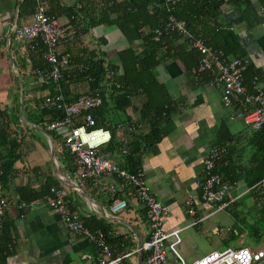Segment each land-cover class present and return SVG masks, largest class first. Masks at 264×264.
Instances as JSON below:
<instances>
[{
	"label": "crops",
	"instance_id": "1",
	"mask_svg": "<svg viewBox=\"0 0 264 264\" xmlns=\"http://www.w3.org/2000/svg\"><path fill=\"white\" fill-rule=\"evenodd\" d=\"M88 1L98 2L45 0V15L68 32L66 38L56 46V52L68 58L82 55L83 51L97 50L106 60L113 62L115 54L127 46L115 27L97 26L88 34H82L80 27L74 23L73 26L69 24L73 19L67 17L64 9L70 7L78 12ZM20 2L21 0H0V108L10 107L12 100L18 95L19 124L15 127L18 129L16 131L19 132V138H24L20 150L21 160L14 165L17 174L11 184L37 189L43 183L49 182L53 184L51 187L63 189L68 207L82 225L91 233L96 230L102 233L109 259L129 254L123 258L121 264H145L143 254L132 253L148 238L149 229L144 208L135 202L130 185L113 175L79 180L74 159L75 172H71L60 156L63 145L56 137H51L50 132L53 131L46 132L29 124L24 118V98L41 97L38 90L40 81L34 72L39 71L35 67L44 60L42 55L38 56L36 49L30 48L32 42L18 43L10 38L11 29L17 25L16 16ZM221 2L222 10L218 21L227 28V32L233 34L242 53L241 59L247 61V68L250 67L247 76H242V85L246 91H250L252 78L257 77V87L264 93V13L261 11H264V0ZM89 14L96 16L91 12ZM86 16L85 12L83 17ZM30 18L20 25L29 23ZM11 57L17 60L16 64ZM153 74L163 84L172 101L171 120L160 126L162 135L156 145L143 148V144H140V168L137 172H140L150 195L168 208V215L162 220L163 230H181L178 234L179 249L182 233L195 229L198 233L205 234L207 230L215 227L212 223L206 226L205 222L218 212H214L211 205L202 202L199 199V190L194 188L195 182L202 180V160L208 148L217 147L211 145L222 125H226L228 132L236 136L249 130V127L239 120L228 119L232 111L237 110L236 106L229 109L222 105L220 89L209 84L211 76L208 73H200L195 79L191 74H186L177 61L168 60L159 64ZM68 88L71 94L78 96L87 94L91 86L86 82L76 81ZM21 89L26 91L25 95ZM90 111L87 113L90 114ZM126 115L135 120L137 113L127 110L125 113H118L115 119L125 125ZM117 130L114 131V141L122 142V146L126 145L131 140L130 136L120 135ZM109 133L111 137V132ZM55 135L59 137V134ZM237 139L235 144L228 145L229 149L244 144L241 139ZM109 150L110 146L107 144L99 148L100 154L119 167L120 155L108 156L106 152ZM234 183L236 188L226 196L229 199L227 202L240 200L242 195L249 198L245 185ZM187 195L193 197L189 207L184 205ZM7 199L9 206L5 217L6 220L13 221L14 228L11 256L7 264H96L100 261L97 247L86 239L88 244L83 246L84 239L65 228L60 216L49 207L47 199L36 201L37 204L31 208H20L12 189L7 191ZM116 200H123L126 205L113 214L109 207ZM164 252L168 264H176L174 256L166 246Z\"/></svg>",
	"mask_w": 264,
	"mask_h": 264
},
{
	"label": "trees",
	"instance_id": "2",
	"mask_svg": "<svg viewBox=\"0 0 264 264\" xmlns=\"http://www.w3.org/2000/svg\"><path fill=\"white\" fill-rule=\"evenodd\" d=\"M34 6V0H21L18 3L16 26L31 17ZM167 6L169 4H165L162 0H98L94 3L88 1L78 12L70 7L65 8L67 17L73 19L69 23L70 26L74 23L75 26L80 27V33L88 34L97 26L115 27L127 46L115 54L113 62L106 60L97 50L83 51L82 55L78 56H68L69 64L62 70L60 80L57 83L51 81L46 84L40 83L38 88L41 93L43 90L51 92L58 87L66 102H73L78 96H87L96 92L102 103L90 111L94 126L111 132L110 141L107 143L110 150L106 153L108 156L119 154L121 159L118 163L119 168L131 174H135L140 168V144H143V148L156 145L162 135L160 126L171 120L172 101L163 84L154 76L153 70L159 64L172 60L177 61L186 74H191L195 79L198 77V74L191 73V69L197 65L199 54L192 48L190 40L175 33L161 34L157 40H154L153 30L161 29L171 15L173 19L184 23V28L192 39H201L214 51L220 52V59L225 61L242 58L233 34L227 32V28L221 26L218 21L222 10L221 0H176L172 12L167 11ZM85 12L87 16L83 17ZM89 12L96 16H90ZM74 33L73 30V35ZM67 34L68 32L58 44ZM10 38L13 39V33ZM30 44V48L36 49L40 57L43 47L40 44L34 45L33 42ZM57 55L64 56L58 53ZM12 61L17 63L13 58ZM44 62L35 67L41 73L49 70V65ZM21 67L24 68L23 65ZM249 72L250 67L247 68L244 76ZM76 81L89 84L91 86L89 92L78 96L71 94L68 87ZM21 90L25 95L26 91ZM12 102L10 107L0 108V199L9 202L7 191L12 189L20 207L21 204H29L49 197V188L53 184L45 182L37 189L27 185L11 184L17 174L14 165L21 160L20 150L24 139L19 138V132L16 131L18 129L15 127L19 124L18 95ZM233 105L237 109L241 106L240 100L239 102L234 100ZM22 108L26 121L46 132L48 124L62 118L60 111L44 108L41 98H24ZM127 110L136 112L137 115L135 120L126 115L125 125H122L115 118L118 113L122 114ZM83 114L84 111L80 110L74 118V126L82 123ZM130 125L133 126V131H128ZM115 130L120 135L130 136L131 140L124 146L122 142H115ZM220 130L211 146L223 147L227 153L214 164L213 171L229 184L237 182L245 185L249 193L247 201L234 200L224 209L234 217L236 223L232 224L238 231L228 228L227 237L222 244L227 245L228 242L246 234L251 239V244L256 246L264 242V127L258 130L249 128L238 136L230 134L226 125H222ZM50 135L54 139L57 138V141L63 142L61 135L58 137L54 132H50ZM236 139H241L244 144L229 149L228 145L235 144ZM123 150L124 153H121ZM234 153L236 155L233 156ZM60 156L68 164L70 171L75 172L73 156L63 147ZM228 200V197L224 199V201ZM249 207L251 209L246 212ZM237 208H240L239 212L236 211ZM13 233V221L4 217L0 221V264H7L11 256ZM87 244L84 239L82 245ZM97 250L100 252L98 248Z\"/></svg>",
	"mask_w": 264,
	"mask_h": 264
},
{
	"label": "built area",
	"instance_id": "3",
	"mask_svg": "<svg viewBox=\"0 0 264 264\" xmlns=\"http://www.w3.org/2000/svg\"><path fill=\"white\" fill-rule=\"evenodd\" d=\"M35 6L30 22L13 27V39L17 42H34L43 47L42 58L49 65L47 72L35 71L34 75L40 83L46 84L48 81L57 83L61 78V72L69 64L68 58L58 56L56 46L64 38L66 32L58 27L53 20L45 15V0H34ZM167 6V11L172 12L176 0H162ZM79 7V6H77ZM264 13L263 10H261ZM175 33L185 36L190 40L191 46L195 49L199 58L196 67L191 69L192 74L206 72L211 76L209 84L220 89V101L225 108L234 107L233 101L240 100L241 106L233 110L229 115V120H239L243 125L252 130L264 127V93L257 87V77L252 78L251 90L246 91L242 85V76L247 70L246 60L232 58L229 60L220 59L221 53L214 51L201 39H192L186 32L184 23L173 19L170 15L161 29L153 30L154 40L162 35ZM89 80V79H88ZM42 106L52 108L62 113V118H58L46 126V130L53 131L63 138V148L71 156L77 167V178L79 180L96 179L104 175H113L121 182L127 183L132 189V196L139 205L144 208L145 220L149 229L148 238L143 241L132 253L143 254L145 264H168L164 248L174 256L176 264H186L177 252L180 243V229L164 231L162 220L168 215V208L156 201L150 195L149 189L142 179L140 172L129 174L120 169L112 160L103 156L99 152L101 146L110 141V133L104 128H95L94 120L87 111L99 107L102 99L96 92L87 96H78L73 102H66L57 87L55 90L42 91ZM84 111L82 123L73 125L74 118L79 111ZM132 125L128 126V131H133ZM225 149L220 147H209L202 160V180L194 184V188L200 192L199 199L205 204L211 205L214 212L223 211L230 202L224 201L228 193L236 188V184L224 182L214 173V164L225 155ZM1 175V169H0ZM50 197L47 203L63 222L65 228L94 244L99 250L100 261L97 264H120L123 258L129 254L109 259V251L104 243V238L99 230L89 232L82 225L79 218L68 207L66 193L63 189L49 188ZM237 199V198H236ZM193 197L187 195L184 202L185 207H189ZM235 200V199H234ZM37 202L21 204L20 208H31ZM123 200L113 201L109 207L111 213H117L125 207ZM9 202L0 199V221L6 216ZM191 214L190 210H187ZM264 259V247L250 250L248 247L237 249L225 248L222 251H211L193 260L190 264H257Z\"/></svg>",
	"mask_w": 264,
	"mask_h": 264
},
{
	"label": "rangeland",
	"instance_id": "4",
	"mask_svg": "<svg viewBox=\"0 0 264 264\" xmlns=\"http://www.w3.org/2000/svg\"><path fill=\"white\" fill-rule=\"evenodd\" d=\"M24 89L26 85H23ZM248 200L247 195L240 196V200ZM251 208L249 207L246 212ZM237 212L240 211V208L236 209ZM214 214V213H213ZM235 222L234 217L223 210L218 212L209 218L205 222L206 226L213 224L215 226L213 230H207L206 233H198L195 229L187 230L186 232L180 235L182 242L178 248L179 255L183 258L186 264H190L193 260L200 258L211 251H222L225 248L237 249L240 247H248L250 250L256 249L258 247H264V242L259 245L253 246L251 239L246 234H242L239 238H236L235 241H230L227 245H223L222 241L226 239L228 228H232L238 231L232 223ZM236 223V222H235ZM219 226V227H216Z\"/></svg>",
	"mask_w": 264,
	"mask_h": 264
},
{
	"label": "water",
	"instance_id": "5",
	"mask_svg": "<svg viewBox=\"0 0 264 264\" xmlns=\"http://www.w3.org/2000/svg\"><path fill=\"white\" fill-rule=\"evenodd\" d=\"M140 255V254H139ZM257 264H264V259L258 262Z\"/></svg>",
	"mask_w": 264,
	"mask_h": 264
}]
</instances>
